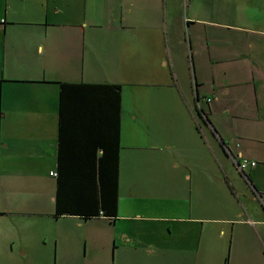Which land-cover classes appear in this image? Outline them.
<instances>
[{"label":"crops","instance_id":"crops-1","mask_svg":"<svg viewBox=\"0 0 264 264\" xmlns=\"http://www.w3.org/2000/svg\"><path fill=\"white\" fill-rule=\"evenodd\" d=\"M0 83V264H264V0H0Z\"/></svg>","mask_w":264,"mask_h":264},{"label":"trees","instance_id":"trees-1","mask_svg":"<svg viewBox=\"0 0 264 264\" xmlns=\"http://www.w3.org/2000/svg\"><path fill=\"white\" fill-rule=\"evenodd\" d=\"M75 84H62V103L61 115L65 111L67 103L63 98L66 90ZM81 87L90 88L94 93L98 92L102 95V99L107 102V108L110 110L109 124L111 129L118 127V112L120 111V97L121 90L117 84H82ZM99 90V91H98ZM1 93V83H0ZM1 99H0V122H1ZM115 149V148H114ZM117 150V146H116ZM117 159V153H116ZM115 159V166L113 167V175L111 176V185L108 180H105L100 174L98 183L94 175L87 178L72 179L66 175L65 170L66 162L62 159L59 160L58 173H57V188H56V204H55V217L61 215H79L82 217L90 218L102 214L106 217H115L117 206V164ZM107 182V183H106Z\"/></svg>","mask_w":264,"mask_h":264},{"label":"built area","instance_id":"built-area-1","mask_svg":"<svg viewBox=\"0 0 264 264\" xmlns=\"http://www.w3.org/2000/svg\"><path fill=\"white\" fill-rule=\"evenodd\" d=\"M247 162L243 159V160H241V161H238V163H236L237 164V166H238V168L240 169V170H243L244 169V167H245V164H246ZM250 165H253V164H255V162H251V163H249Z\"/></svg>","mask_w":264,"mask_h":264}]
</instances>
